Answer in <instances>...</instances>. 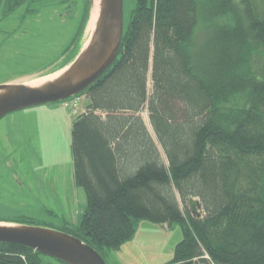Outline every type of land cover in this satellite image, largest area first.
<instances>
[{"label":"trees","instance_id":"16d2710c","mask_svg":"<svg viewBox=\"0 0 264 264\" xmlns=\"http://www.w3.org/2000/svg\"><path fill=\"white\" fill-rule=\"evenodd\" d=\"M77 1H3L2 17L25 21L32 3L40 12L57 2L74 19ZM81 1L64 58L46 73L83 48L90 0ZM82 96L89 105L72 123L71 152L86 207L57 231L106 262L136 221L177 223L171 264H264V0H134L116 60ZM41 257L0 244V264Z\"/></svg>","mask_w":264,"mask_h":264},{"label":"rangeland","instance_id":"374dc122","mask_svg":"<svg viewBox=\"0 0 264 264\" xmlns=\"http://www.w3.org/2000/svg\"><path fill=\"white\" fill-rule=\"evenodd\" d=\"M0 0V85L29 83L60 62L75 34L81 17V0L74 19L50 2L46 7L30 8L25 17L18 12L2 17ZM54 1V0H42ZM45 2V4L47 3ZM134 0H123V25H128ZM90 33L82 39L88 44ZM70 51V50H69ZM68 55L65 56L67 58ZM45 73V74H44ZM148 89H151L148 83ZM85 96L65 104L55 103L26 109L0 120V215L32 220L34 227L62 230L64 223L77 225L86 207L84 189L73 181L71 126L85 112ZM75 112V114H74ZM141 117L155 140L146 111ZM177 202L179 199L176 196ZM3 224V223H1ZM182 240L179 224H158L147 219L136 221L132 238L118 250L107 251V264H171L177 244ZM42 264H63L41 257Z\"/></svg>","mask_w":264,"mask_h":264},{"label":"water","instance_id":"95a60500","mask_svg":"<svg viewBox=\"0 0 264 264\" xmlns=\"http://www.w3.org/2000/svg\"><path fill=\"white\" fill-rule=\"evenodd\" d=\"M92 10L95 20L88 44L57 71L63 72L57 79L35 88L24 83L0 85V120L26 109L71 101L111 67L123 36V0H90L86 29ZM0 244L28 248L63 264H107L92 248L56 230L0 223Z\"/></svg>","mask_w":264,"mask_h":264},{"label":"bare ground","instance_id":"6f19581e","mask_svg":"<svg viewBox=\"0 0 264 264\" xmlns=\"http://www.w3.org/2000/svg\"><path fill=\"white\" fill-rule=\"evenodd\" d=\"M94 2H97V0H94ZM94 20H95V10H92L91 16H90V21H89V24H88L87 29H86V34L91 33V31H92V24L94 23ZM62 73L63 72L61 71V72H56L54 74H51L49 76L40 77V78H38V79H36L34 81H31L29 83H25V86L32 87V88L39 87V86L44 85V84H46L48 82L54 81Z\"/></svg>","mask_w":264,"mask_h":264},{"label":"built area","instance_id":"2783aa9c","mask_svg":"<svg viewBox=\"0 0 264 264\" xmlns=\"http://www.w3.org/2000/svg\"><path fill=\"white\" fill-rule=\"evenodd\" d=\"M65 104V103H64ZM74 114H75V112H74Z\"/></svg>","mask_w":264,"mask_h":264}]
</instances>
